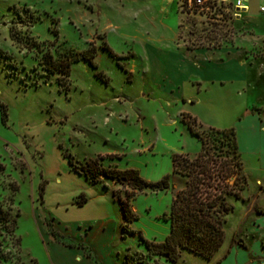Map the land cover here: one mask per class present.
I'll use <instances>...</instances> for the list:
<instances>
[{
    "label": "rangeland",
    "instance_id": "rangeland-1",
    "mask_svg": "<svg viewBox=\"0 0 264 264\" xmlns=\"http://www.w3.org/2000/svg\"><path fill=\"white\" fill-rule=\"evenodd\" d=\"M234 1L218 0L222 15L210 20L179 0H0V208L15 220L12 234L0 229V264H264V213L254 210L264 208V161L249 138V111L264 118V0ZM91 45L95 66L74 61L65 79L38 64L47 48ZM181 111L201 127L235 128L247 177L211 258L181 250L171 262L148 255L138 233L163 239L162 215L183 185L170 156L199 150ZM110 153L119 157L100 165L147 181L169 173L168 187L130 199L136 218L123 236L111 195H123L120 182L90 183L68 163L83 172Z\"/></svg>",
    "mask_w": 264,
    "mask_h": 264
},
{
    "label": "trees",
    "instance_id": "trees-1",
    "mask_svg": "<svg viewBox=\"0 0 264 264\" xmlns=\"http://www.w3.org/2000/svg\"><path fill=\"white\" fill-rule=\"evenodd\" d=\"M10 35L12 37V32ZM94 52L93 45L82 50L63 49L56 55L47 48L41 52L38 64L46 74L58 73V80L65 79L69 66L74 61L83 59L94 67ZM58 83L64 86V81ZM0 106L2 107V104ZM180 114L188 131L198 139L199 150L191 156L182 152H173L170 156V173L181 176L183 185L176 189L167 212L162 215L169 225L163 239L148 240L138 233L139 240L148 255L162 256L164 260L171 262L177 259L181 250L204 259H209L214 254L223 240L226 214L232 209L229 198L239 197L240 190L246 185V176L242 169L233 128L201 127L194 116L183 111ZM103 157L112 159L119 156L113 153L97 155L94 159L86 161V170L83 172L69 159L68 163L73 171L78 174L83 173L84 178H88L90 183L97 182V174L120 182L123 195L118 194L114 189L111 190V195L117 200L121 213V236L126 232L133 233L128 222L135 219L136 214L131 209L130 199L144 187L153 190L168 187L169 173L163 174L155 181H147L134 167L117 168L100 165L97 160ZM85 201L86 198L82 194L77 195L75 199L77 205ZM254 210L256 213H264V208L261 207ZM14 228V217L0 208V229L12 234ZM17 240L18 237H15L16 242ZM261 245L264 247V242ZM13 262L21 264L17 258ZM122 264L130 263L125 260Z\"/></svg>",
    "mask_w": 264,
    "mask_h": 264
},
{
    "label": "built area",
    "instance_id": "built-area-1",
    "mask_svg": "<svg viewBox=\"0 0 264 264\" xmlns=\"http://www.w3.org/2000/svg\"><path fill=\"white\" fill-rule=\"evenodd\" d=\"M241 0H235L233 6H242ZM179 6L191 14H197L210 20H218L221 12L218 11V0H179ZM259 10H264L263 5H259ZM224 9V7H223Z\"/></svg>",
    "mask_w": 264,
    "mask_h": 264
},
{
    "label": "crops",
    "instance_id": "crops-1",
    "mask_svg": "<svg viewBox=\"0 0 264 264\" xmlns=\"http://www.w3.org/2000/svg\"><path fill=\"white\" fill-rule=\"evenodd\" d=\"M202 53V52H201ZM221 60V59H220ZM246 110V109H245ZM247 112V111H246ZM248 113V112H247ZM193 114V113H192ZM249 116H250V119H251V121L254 123V127H253V129H254V132L255 131H257V136H249V138L254 142V150H253V152H255V158H256V160L257 161H260V162H262V161H264V118L262 119V120H260L259 118H258V116L256 115V114H253L252 112H250L249 111ZM244 116H245V114H243ZM192 116H196V115H192ZM197 117V116H196ZM195 117V118H196ZM199 118V117H198ZM240 118V117H239ZM202 121V120H201ZM202 122H205V121H202ZM205 123H207V122H205ZM233 130H234V136H235V141H236V145H237V149H238V143H237V130L235 129V128H233ZM249 135V134H248ZM252 135H253V133H252ZM238 151H239V149H238ZM240 152V151H239ZM240 158H241V160H242V157H241V152H240ZM242 169H243V172L245 173V176L247 177V174H246V172H245V166H244V162H243V160H242ZM258 182V181H257ZM260 187V188H259ZM262 187H264V185H262V184H258V188L259 189H263ZM264 190V189H263ZM263 198H264V196H263ZM259 206H264V204L262 205V204H260ZM52 220H53V218H52ZM97 221H99V220H97ZM88 222V220H85L84 222H82V223H87ZM159 257H162V256H159ZM211 258V257H210ZM219 263V262H218ZM217 263V264H218ZM113 264H122V261H121V259L118 261V260H116V261H114L113 262Z\"/></svg>",
    "mask_w": 264,
    "mask_h": 264
},
{
    "label": "water",
    "instance_id": "water-1",
    "mask_svg": "<svg viewBox=\"0 0 264 264\" xmlns=\"http://www.w3.org/2000/svg\"><path fill=\"white\" fill-rule=\"evenodd\" d=\"M243 8V7H242Z\"/></svg>",
    "mask_w": 264,
    "mask_h": 264
}]
</instances>
